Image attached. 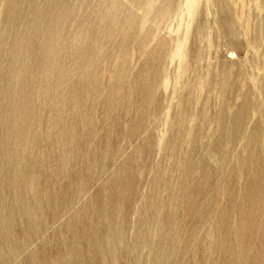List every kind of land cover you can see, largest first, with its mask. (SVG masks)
Returning <instances> with one entry per match:
<instances>
[{
	"label": "rangeland",
	"instance_id": "374dc122",
	"mask_svg": "<svg viewBox=\"0 0 264 264\" xmlns=\"http://www.w3.org/2000/svg\"><path fill=\"white\" fill-rule=\"evenodd\" d=\"M0 264H264V0H0Z\"/></svg>",
	"mask_w": 264,
	"mask_h": 264
}]
</instances>
